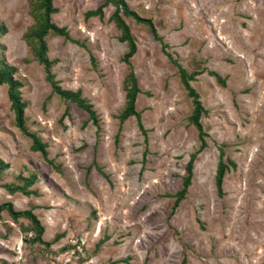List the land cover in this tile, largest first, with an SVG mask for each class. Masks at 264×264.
Instances as JSON below:
<instances>
[{
    "label": "rangeland",
    "instance_id": "1",
    "mask_svg": "<svg viewBox=\"0 0 264 264\" xmlns=\"http://www.w3.org/2000/svg\"><path fill=\"white\" fill-rule=\"evenodd\" d=\"M36 1L0 0V59L24 84L27 126L47 143L53 165L16 127L8 86H0V160L8 166L0 174V206L32 210L43 240L59 239L50 247L31 243L30 221L15 222L4 211L0 264H264V0H125L162 38L124 17L137 45L130 63L146 135L136 117L119 119L130 67L123 61L128 45L110 21L115 7L87 18L105 0L54 1L53 22L78 44L48 38L49 57L58 60L53 72L60 86L80 90L93 105L95 123L53 92L25 41ZM174 61L225 82L205 72L191 83L208 112L201 120L208 147L175 211L172 196L200 141ZM221 148L236 164H229L223 196L215 182ZM32 174L37 195L3 188Z\"/></svg>",
    "mask_w": 264,
    "mask_h": 264
},
{
    "label": "trees",
    "instance_id": "2",
    "mask_svg": "<svg viewBox=\"0 0 264 264\" xmlns=\"http://www.w3.org/2000/svg\"><path fill=\"white\" fill-rule=\"evenodd\" d=\"M54 1L55 0H37L34 3L32 2L31 15L33 16L35 22L25 34V41L27 45L31 48V51L33 52L37 62H39V64L43 66L45 72V79L51 85L53 92L65 102L74 104L79 109L88 113L90 119L97 123L98 116L93 109V105H91L87 101V99L82 96V92L80 90L70 91L68 89H64L56 80V75L53 72V68L58 63V60L50 59L49 57L48 38L50 36L61 37L65 40H69L75 44H78V42H75V40L71 38L70 32L66 27H59L53 22L52 16L59 12V10L54 6ZM110 5L115 7V11L111 16L110 21L113 22L115 26L121 31L122 37H120V40L122 42H126L129 48L128 53H126L123 57V61L127 63L130 67L129 75L125 80L126 106L122 113L119 115V119L121 121V124H124L131 117H136L139 129L144 135H146L147 131L145 130L144 125L142 123L141 113L136 111V101L138 98V94H141L142 90L139 87L138 79L136 77L134 68L130 63V60L137 53V45L135 42V38L131 33L130 26L126 23L124 17L132 18L139 24H144L148 26L152 35L154 36L153 38H155L156 40L162 41V38H160V36L158 35L157 29L153 21L151 19H145L140 17L135 11L130 9L129 5L125 0H105L104 4L100 6L97 10L87 12L86 17L103 18L104 9ZM5 32L6 29L4 27H0V33ZM168 56L171 57V55L169 54ZM174 63L178 67L181 82L188 92L187 96L192 99L193 111L192 115L190 116V122L198 130L200 149L191 156V159L186 168L188 175L184 177L182 189L172 196L176 199L174 202L173 211H175L180 205V203L186 199L189 192L188 190L192 185L194 163L199 153L203 152L208 147V143L206 141L208 134L205 132L204 126L201 122L202 118L208 112L204 108L202 102L200 101L199 94L192 87L191 83L196 81L198 76L207 72L210 76L215 77L217 81L221 82L222 85H225V82L215 72L203 70L201 72L189 73L186 69L178 65L176 61H174ZM15 74V68L10 66L4 60L0 59V86H8V97L11 101L12 109L15 113V125L25 136L29 137L32 140L31 149L36 153H40L45 161H47L50 165H53V161L48 159L49 153L47 151V143L43 142L42 139L36 133L31 132L27 126V103L22 100L21 92V89L24 87V84L20 80L15 78ZM224 158L225 152L221 148L220 159L218 162L215 177L217 191L220 196H223L224 194L223 185L225 182L226 174L230 168L229 164L233 167H236V164L234 162H226ZM7 167L8 166L0 160V174ZM18 179L20 182H23V184H9L4 185L3 188H5L11 195L20 193L24 196L30 197L32 195L38 194L37 191L30 190V188L37 182L36 174H32L28 178L19 176ZM4 211H7V213L15 222H18L22 218L30 221L31 226L28 227L27 230L34 235V237L30 240L31 243L42 244L47 247H50L53 245V243L58 241L57 239H59V237H56V240H53L52 242H45L43 240L45 228L43 227L40 220L33 213L32 210L16 211L11 203H7L0 206V216L1 213ZM107 240L108 238L101 240L100 243H105ZM117 263L118 262H114L112 264Z\"/></svg>",
    "mask_w": 264,
    "mask_h": 264
}]
</instances>
